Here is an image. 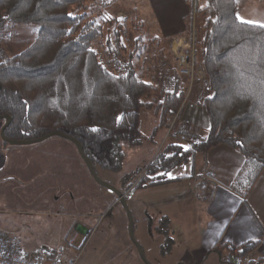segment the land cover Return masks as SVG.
Returning <instances> with one entry per match:
<instances>
[{
    "label": "trees",
    "instance_id": "16d2710c",
    "mask_svg": "<svg viewBox=\"0 0 264 264\" xmlns=\"http://www.w3.org/2000/svg\"><path fill=\"white\" fill-rule=\"evenodd\" d=\"M101 1L0 0V30L38 27L34 43L23 53L8 58L0 51V118L12 120L4 134L9 141H36L61 133L81 145L97 174L99 170L120 174L125 149L143 143L142 113L155 109L159 115L155 136L169 118L179 119L192 101L187 98L188 81L177 69L173 77H162L159 86L142 79L139 72L144 67L136 63L147 52L146 26L136 19L120 23L107 13L92 15ZM203 1L199 5V0H189L188 5L194 8V17L204 18L196 54L208 96L195 104L206 110L210 129L191 146L169 144L144 170L126 175L128 183L144 171L129 193L178 181L167 174L219 146L243 157L232 188L244 200L264 170V25L241 21L239 0ZM132 33L137 37L128 43ZM101 40L118 73L95 49ZM147 221L151 235L165 238L162 254L167 255L175 246L170 220L162 217L156 232L149 215ZM259 246L260 242L217 245L209 254L227 252L226 264H234L233 258L236 264H264V258L245 261Z\"/></svg>",
    "mask_w": 264,
    "mask_h": 264
},
{
    "label": "rangeland",
    "instance_id": "374dc122",
    "mask_svg": "<svg viewBox=\"0 0 264 264\" xmlns=\"http://www.w3.org/2000/svg\"><path fill=\"white\" fill-rule=\"evenodd\" d=\"M203 3L199 0V5ZM188 7L190 15L185 22L186 32L183 37L172 40L161 35L149 0H103L93 7L92 15L107 13L120 23L136 19L146 26L147 52L136 65L144 67V71L139 72L142 79L159 86L163 83L162 77H173L176 72L172 52L174 42L195 35L197 50L204 18L194 17L193 6ZM239 18L249 24L264 25V0H239ZM37 32L36 26L22 25L0 30L2 57L12 58L26 51L34 43ZM136 34L132 33L128 43L135 40ZM95 49L101 60L118 73L113 60L106 56L105 40L99 41ZM161 50H165V54ZM187 81L192 86L187 97L189 102L195 103L208 96L206 79L197 83L190 79ZM178 120L172 130L167 126L150 137L149 130L160 123L159 115L155 109L144 111L141 126L143 143L140 147L125 149L123 172L113 174L99 170L98 176L104 183L123 189L121 192L135 220V239L149 264H226L230 261L226 253L203 256L196 252L197 249L177 244L171 224V237L176 245L163 255L165 238L149 233L147 215L152 218V228L156 232L162 216L152 210L167 206L168 195L157 190L127 191L142 179L144 171L128 183L123 179L126 175L148 167L172 143L173 137L183 142L178 133L181 129H177ZM4 125L5 122L0 121V234L18 237L25 247L43 246L56 250L76 232L80 234L79 246L84 241L83 234L89 231L85 246L78 253L80 257L74 253L79 257L78 264H145L130 238L129 220L120 199L95 183L72 142L52 138L30 146H11L1 138ZM198 159L200 164L195 165L192 160L188 168L185 165L176 167L167 174L168 179L175 174L191 176L195 167V180L198 181L204 172L202 160ZM168 204L172 207L170 202ZM231 262L236 264L237 261L233 258Z\"/></svg>",
    "mask_w": 264,
    "mask_h": 264
},
{
    "label": "crops",
    "instance_id": "0c3cea01",
    "mask_svg": "<svg viewBox=\"0 0 264 264\" xmlns=\"http://www.w3.org/2000/svg\"><path fill=\"white\" fill-rule=\"evenodd\" d=\"M188 1L149 0L163 38L172 40L183 37L185 22L190 15ZM158 126L159 123L149 130L150 137ZM177 129L191 131L196 140L180 142L173 137L171 144L188 147L200 141L210 129L206 110L195 103H187L179 117ZM198 158H201L204 167L198 181L195 180L194 167L191 176L187 173L175 174L171 179L178 181L172 184L142 190L164 191L168 195L165 200L167 206L152 211L170 220L176 243L183 248L197 249L196 252L204 256L209 255L217 245L240 247L260 242L250 258H264V170L244 200L232 188L244 164L243 157L237 151L219 146L196 154L192 159L193 164H200ZM189 163L185 165L186 168ZM26 248L31 250L36 246L27 245ZM224 253L230 258L227 252Z\"/></svg>",
    "mask_w": 264,
    "mask_h": 264
},
{
    "label": "built area",
    "instance_id": "2783aa9c",
    "mask_svg": "<svg viewBox=\"0 0 264 264\" xmlns=\"http://www.w3.org/2000/svg\"><path fill=\"white\" fill-rule=\"evenodd\" d=\"M172 52L176 61L177 73L181 78L190 79L192 82H203L205 74L197 66L196 39H180L174 42ZM192 86L188 85L187 92L191 91ZM178 117L169 118L167 126L170 130L175 127ZM180 139L185 141H195L194 134L187 129H181ZM84 241L78 246L80 234L78 232L70 235L65 245L59 249H50L47 247H36L27 249L23 242L14 236L0 234V264H78V253L83 250L89 231L83 234ZM73 252V253H72ZM74 253L77 254L76 257ZM250 258H246V262Z\"/></svg>",
    "mask_w": 264,
    "mask_h": 264
},
{
    "label": "water",
    "instance_id": "95a60500",
    "mask_svg": "<svg viewBox=\"0 0 264 264\" xmlns=\"http://www.w3.org/2000/svg\"><path fill=\"white\" fill-rule=\"evenodd\" d=\"M0 91H1V85H0ZM0 121H4L5 122V125L3 126L2 131H1V138H2L3 142H5V143H7V144H9L11 146H30V145H35V144H40V143L46 142L47 140L52 139V138H61V139H64V140L72 142L75 145V147H76L81 159L85 163V165H86V167H87L92 179L95 181V183H97L102 188L110 191L112 194H114L117 198L120 199L121 204L124 207V209L126 211V214H127V217H128V220H129V234H130V238L133 241V243L136 245V247H137V249L139 251V254L142 257V259L145 262V264H149L147 262L145 256H144V254H143V251H142L140 245L137 243V241L135 239V236H134L135 220H134L132 212L130 211V209H129L128 205H127V202H126V199H125V195L120 190H118L116 187H114V186H112L110 184L104 183L99 178L95 167L92 165V163L89 161V159L85 156L83 148L81 147V145L76 140L71 139L70 137H67V136H65V135H63L61 133H52V134L47 135L46 137H43V138H41L39 140H36V141L13 142V141L7 140L5 138V136H4L6 129L9 128L11 123H12L11 118L5 116V117L0 118Z\"/></svg>",
    "mask_w": 264,
    "mask_h": 264
}]
</instances>
